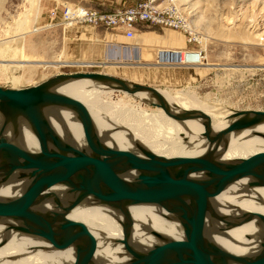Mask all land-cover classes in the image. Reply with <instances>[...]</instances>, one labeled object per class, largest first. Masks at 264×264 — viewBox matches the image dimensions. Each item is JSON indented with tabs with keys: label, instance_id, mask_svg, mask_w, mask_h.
Wrapping results in <instances>:
<instances>
[{
	"label": "water",
	"instance_id": "95a60500",
	"mask_svg": "<svg viewBox=\"0 0 264 264\" xmlns=\"http://www.w3.org/2000/svg\"><path fill=\"white\" fill-rule=\"evenodd\" d=\"M104 65V64H102ZM89 80L113 92L140 99L161 109L178 123L202 121L207 154L200 158L164 157L143 145L138 152L106 146L98 135L94 118L80 100L59 91L68 83ZM73 113L81 124L85 148L62 138L53 127L48 112ZM232 121L213 133L212 119L202 110H178L161 89L134 83L103 72L58 73L41 83L22 89L0 87V187L25 189L0 200V225L23 235L38 238L53 249L73 248L74 264H93L97 240L88 227L68 218L77 207L90 200L128 218L131 206H157L171 215L182 228L183 238L169 239L154 232L160 244L138 249L123 244L129 260L125 264H264V233L261 249L253 256L234 255L210 240L204 223L210 219L224 223L226 230L257 220L264 228V215L249 214L234 221L219 213L213 199L229 186L250 180V187L264 188V152L236 162H225L216 153L228 149V137L244 131L264 137L256 129L264 124V111L233 110ZM36 137L39 150L22 143V126ZM12 132L14 139L7 137ZM64 186L73 200L62 201L51 189ZM132 220L124 224L128 233ZM4 239L0 246L7 243Z\"/></svg>",
	"mask_w": 264,
	"mask_h": 264
},
{
	"label": "bare ground",
	"instance_id": "6f19581e",
	"mask_svg": "<svg viewBox=\"0 0 264 264\" xmlns=\"http://www.w3.org/2000/svg\"><path fill=\"white\" fill-rule=\"evenodd\" d=\"M39 30L37 26L34 28L36 32ZM205 61L206 59H198L196 66L206 67L208 64ZM181 62L188 63L189 60L183 57ZM11 63L15 68L14 74L28 64L56 69L66 66H95L94 63H66L63 62V56L58 57L56 62L58 64L32 63L24 61L23 58L18 62L3 60L0 64L6 66ZM177 64L182 65L180 61ZM22 77L24 75L21 74L17 78ZM59 91L80 100L88 107L96 123L99 137L110 148L138 152V145H143L154 153L168 158L178 156L200 158L208 153L207 143L201 138L204 133L202 121L178 123L168 118L161 109L154 113L144 110L140 112L132 105L129 107L130 110L126 107L128 111L123 114L120 110L118 111L120 109L118 105L121 103L111 102L113 91L89 80L65 84ZM171 91L173 90H161L168 102L177 106L178 110L198 109L207 113L212 119L213 133L222 131L232 122L228 119L232 113L218 107L219 105L212 106L189 93ZM138 97L139 100L147 98L144 94ZM48 114L53 127L62 138L80 149L85 148L81 124L73 113L50 110ZM2 122L0 117V127ZM256 131L264 135V124ZM21 133L23 145L28 150L38 151V141L30 129L23 125ZM252 133L244 131L231 134L228 137V149L223 153L218 151L216 157L225 162H236L264 152V137L255 136ZM7 137L14 139L12 132H8ZM249 183V179L241 180L217 195L213 199V205L217 211L234 221H240L249 214L264 215V188L250 187ZM24 189L25 186H22L20 190L15 191L10 186H2L0 200L18 196ZM51 193L64 202L74 199L64 186L52 188ZM127 213L128 218L115 209L96 206L88 200L68 214V218L84 223L96 238L98 246L93 264H125L129 260L123 244L126 236L128 243L138 249H148L160 244L154 232L169 239L183 238L180 224L160 207L131 206L127 209ZM128 219L132 220V227L128 233H125L124 224L128 222ZM225 227L224 223L210 219L204 223L210 240L234 255L253 256L261 249L264 228L258 225L257 220L231 230H226ZM6 238L7 243L0 246V264H74L75 262L76 254L73 248L53 249L38 238L20 234L7 226L0 225V243Z\"/></svg>",
	"mask_w": 264,
	"mask_h": 264
},
{
	"label": "rangeland",
	"instance_id": "374dc122",
	"mask_svg": "<svg viewBox=\"0 0 264 264\" xmlns=\"http://www.w3.org/2000/svg\"><path fill=\"white\" fill-rule=\"evenodd\" d=\"M51 3L52 0H0V63L23 58L32 63L58 64V57H64L62 29L66 32L70 27H51L49 22H42L43 12ZM166 3L178 10L202 41L206 67L213 69L199 85L162 90L189 93L230 112L264 111V0H166ZM36 26L40 29L37 32ZM63 62L81 63L65 58ZM94 64L61 69L28 64L16 74L12 63L0 64V87L27 88L58 73L118 71L100 69ZM21 74L24 77L18 79ZM111 102L121 103L118 105L121 113L130 110L131 105L140 112H158V108L123 93L113 92Z\"/></svg>",
	"mask_w": 264,
	"mask_h": 264
},
{
	"label": "crops",
	"instance_id": "0c3cea01",
	"mask_svg": "<svg viewBox=\"0 0 264 264\" xmlns=\"http://www.w3.org/2000/svg\"><path fill=\"white\" fill-rule=\"evenodd\" d=\"M136 1L138 0H52L50 6L43 12L42 22L48 23L49 12L65 5H81L101 12H112L120 5H131ZM60 18L59 12L57 21H60ZM57 26L63 27L59 24ZM62 40L63 58L67 61L96 63L102 66H96L100 69L118 70L110 71L108 73L110 75L161 90L199 85L207 77L208 71L213 69L196 65L161 63L159 61L161 51L195 49V45L188 44L179 32L159 26L138 24L136 39L132 43H130L132 40L126 39L122 31H106L88 25L68 28L66 32L62 29Z\"/></svg>",
	"mask_w": 264,
	"mask_h": 264
},
{
	"label": "built area",
	"instance_id": "2783aa9c",
	"mask_svg": "<svg viewBox=\"0 0 264 264\" xmlns=\"http://www.w3.org/2000/svg\"><path fill=\"white\" fill-rule=\"evenodd\" d=\"M59 12L61 18L57 21ZM48 17L51 27L58 24L70 28L88 25L106 31H122L127 40L136 38L138 24L171 29L183 35L188 44L195 45V49L161 51L159 53L161 63L177 64L180 61L182 65H196L198 59H207L202 41L192 32L178 10L172 5H167L166 0H138L131 5H120L112 12H101L81 5H65L50 11ZM183 57L189 62H181Z\"/></svg>",
	"mask_w": 264,
	"mask_h": 264
}]
</instances>
